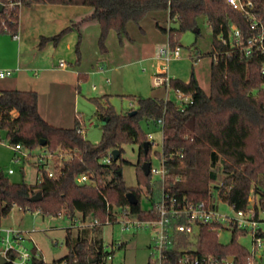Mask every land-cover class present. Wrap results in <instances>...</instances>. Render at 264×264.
<instances>
[{
  "label": "trees",
  "instance_id": "obj_1",
  "mask_svg": "<svg viewBox=\"0 0 264 264\" xmlns=\"http://www.w3.org/2000/svg\"><path fill=\"white\" fill-rule=\"evenodd\" d=\"M228 0H0L5 5L0 13V36L16 35L20 28V15L25 7L34 5H62L91 8V14L73 22L58 35L44 38L57 46L68 34L77 32L75 54L81 58V27L90 22L100 26L98 46L100 53H109L107 41L116 32L120 45L132 42L128 26L140 25L150 14L170 13V22L176 26L169 30L157 23V28L169 37L171 49L180 46L182 37L189 32L200 35V18L213 34V46L209 56L211 90L207 94L195 74L189 82L173 79L172 89H179L193 97L194 103L184 111L175 102L160 98H136L135 107L125 114L117 112L110 103V96L91 99L97 108V116L103 122L102 136L98 144L91 143L78 133L80 120L70 127H59L43 117L39 106V94L35 90L0 91V131H5L9 145H20L24 150L43 148L55 158L63 156V174L58 179L48 176L45 165L34 164L43 181L35 185L14 183L0 172V222L14 209L24 213L35 212L46 217L65 215L74 224L67 229L68 254L52 264H107L110 253L105 252L103 229L109 219L115 222L117 209H129L130 215L140 220L156 219L157 214L141 206L142 188L154 194L152 174L146 176L142 165L150 162L153 144L143 131L142 119L150 126L160 127L163 121L162 164L167 170L160 193L149 198L151 205L165 195L180 203L208 202L216 193L237 210L248 207L251 194L264 202V53L256 51L246 56L240 47L221 48L218 37L227 34L231 25L237 26L246 42L255 35L248 20L227 4ZM254 4L253 14L264 18V0H244ZM20 2L21 7L10 8ZM22 8V9H21ZM7 28V31L6 29ZM196 45V43L194 44ZM203 57L197 53L196 59ZM137 111L131 116L130 113ZM161 128V127H160ZM45 142V146L41 143ZM140 146L139 187L129 188L123 177L122 166L115 161L107 165L102 159L114 150L121 155L126 145ZM121 155L119 158H121ZM32 156V155H31ZM222 161L223 179L213 170L218 159ZM151 163V162H150ZM152 167V164H151ZM92 173L96 186L79 185L81 174ZM162 185V186H161ZM162 187V188H161ZM42 193V199L31 198ZM132 192L138 199L131 205L127 194ZM80 215V217H78ZM99 225L76 228L79 221ZM1 225V224H0ZM212 227H203L199 245L200 255H214L220 260L232 258L235 264H248L250 251L238 242L242 232L236 230L229 244L219 241ZM36 258L33 264H39Z\"/></svg>",
  "mask_w": 264,
  "mask_h": 264
},
{
  "label": "rangeland",
  "instance_id": "obj_2",
  "mask_svg": "<svg viewBox=\"0 0 264 264\" xmlns=\"http://www.w3.org/2000/svg\"><path fill=\"white\" fill-rule=\"evenodd\" d=\"M81 9L84 7L62 5L25 7L20 15L21 42L14 40L11 34L0 36V68L4 66L5 61L18 57V53H21L25 66L28 65L31 69H41L39 70L41 75L43 74L42 68L47 62L46 57L51 55H54L50 60L52 64L58 65L61 59L68 62L70 66L75 64V45L78 40L76 31L68 34L57 46L55 42H48L43 39L58 35L73 22L83 19L86 13ZM199 22L200 35L189 32L182 37L180 42L182 59L171 63L169 75L172 77L175 75V78L189 81L194 72L203 90L210 94L213 58L209 56V53L212 51L213 34L206 22V17H201ZM162 24L164 28H169L165 20L162 21ZM172 27L176 26L172 25ZM19 30L18 34H20ZM131 32L132 37L140 42L147 40V44L142 48H128L121 55L122 52L117 46L116 32L110 33L114 38L109 42L111 56L105 69L102 65H96L97 57L94 55L95 47L92 36L88 38L85 36L86 61L83 71L88 74V77L79 81L77 86L73 81H60L58 78L53 81V85H45L40 96L43 117L46 120H54L55 118L66 120L67 115L65 114L76 110L80 114V120L85 125L84 138L91 143L98 144L103 137V122L98 118L96 105L91 99L110 96V103L120 114L129 111L128 106L131 103L129 96L136 98L159 97L179 104L174 90L166 87H155L153 82L154 76L159 72L160 61L157 55H152L154 52L150 42L155 37H159L163 43L158 47V51L166 49L169 45L167 35L156 28L155 21L150 17L145 18L140 25L132 23ZM195 43L196 45H194ZM68 44L72 45L71 48H68ZM198 52L203 54L199 60L196 59ZM27 75L35 79L34 71H29ZM17 78L18 75L15 73L12 77L0 79V85H8ZM146 121L142 119L140 124L147 137L153 138L154 144L151 148L150 162L154 169H162L163 132L160 127L150 126ZM6 134L5 131H0V172H3L14 183L25 182L31 186L35 185L40 172L34 164L38 163V157L43 155L45 150L39 148L33 152L28 150L16 152L15 147L10 146L6 140ZM123 150L121 158L116 163L119 167L122 166L123 177L127 186L129 188L139 187L140 178L137 165L141 156L139 155L140 146L138 143L126 145ZM30 154L32 156H29ZM60 165L61 162L57 158L51 157L49 166H46L45 169H47L46 171L54 170ZM9 170H13L14 174L9 175ZM213 170L219 175L218 179L222 180L224 175L220 158ZM152 183L154 191L160 193L159 184L163 185L164 182L159 177L152 176ZM141 188L143 190L141 206L143 209L149 210L152 208L149 198H154L157 194L156 192L154 194L148 192L149 190L143 185ZM219 207L221 213L236 217L235 210L231 206L220 203ZM0 224L1 228L22 232L25 239L21 241L20 247L28 250L31 254L37 248L43 264H52L65 258L68 254L67 229L71 228L74 222L64 214L60 217L43 218L35 212L24 213L19 209H14L8 217L1 220ZM156 232L157 230L152 228H137L123 232L120 222L106 225L103 229L105 252L113 255V259L106 260L107 264H150L154 253L153 239ZM232 240L233 234L230 231L220 232L219 241L222 244H229ZM238 242L249 250L253 248L251 236L239 238ZM117 244H123L122 248L117 249Z\"/></svg>",
  "mask_w": 264,
  "mask_h": 264
},
{
  "label": "built area",
  "instance_id": "obj_3",
  "mask_svg": "<svg viewBox=\"0 0 264 264\" xmlns=\"http://www.w3.org/2000/svg\"><path fill=\"white\" fill-rule=\"evenodd\" d=\"M1 4V3H0ZM227 4L233 11L238 12L243 18L249 21L250 29L255 32V35L249 38L246 42L243 40L240 29L231 25L227 34L222 33L218 37V43L221 48L231 49L240 47L246 56L253 55L256 51L264 53V18L257 17L253 14L254 4L251 1L244 0H228ZM15 6L21 7V3L10 4V8ZM5 8V5H4ZM7 31V28H5ZM14 40L20 41L21 37L17 33L12 35ZM157 56L160 61V68L157 75L154 76L153 82L155 87H166L172 89V80L169 75V63L172 60L181 57V48H168L159 50ZM59 68L65 69V61L59 64ZM20 69L0 70V79L12 77ZM264 74V68H263ZM37 76V74H35ZM95 88V87H94ZM174 90V89H172ZM178 103L176 105L179 109L184 111L189 105L194 103L193 97L184 93L183 91L174 90ZM169 101V100H166ZM80 120V119H79ZM80 127L78 133L85 134V125L80 120ZM163 121H159L161 129L163 128ZM85 136V135H84ZM149 142L153 143V138L148 137ZM20 145L15 147L16 152H23ZM30 154L29 156H31ZM113 152L102 159L103 164L110 165L114 161ZM54 157L49 151H45L43 155L38 157L40 165L49 166V159ZM61 162L59 168L46 171L48 176L52 179H58L63 174V156L58 159ZM47 170V169H46ZM14 174L13 170H9V175ZM152 176H157L164 182L167 170L163 166L162 169H154L151 167ZM43 181L42 174L38 177V182ZM77 183L79 185L96 186L95 177L92 173H84L78 176ZM161 200L155 205H151L149 210L156 212V219L140 220L130 215L129 209L119 208L115 215L117 217L115 222L106 220L105 226L114 223H121L122 231H131L137 228H152L157 230L153 239L154 253L150 264H235L234 259L220 260L214 255H200L199 243L201 239V231L203 227H212L211 229L217 232L218 238L221 231H230L233 235L236 230L242 232L239 238L247 236L252 237L253 248L250 251L248 264H264V202L261 203L259 197L251 194L249 205L244 210H237L233 205L223 201L218 193L215 194L214 199L205 202H189L180 203L176 198H171L170 195H165L164 189ZM224 203L231 206L236 213V217L225 215L220 212L219 204ZM62 216V215H61ZM121 220V221H119ZM100 222L95 220L93 223H84L79 221L76 228H85L99 225ZM75 225V226H76ZM74 226V227H75ZM22 232H17L13 229H4L0 226V264L1 258H4L7 264H33L36 258H40V252L37 248L34 253H29L28 250L20 247L21 241L24 240ZM19 246V248H18ZM123 244H117L116 248H122ZM108 259H113L110 254Z\"/></svg>",
  "mask_w": 264,
  "mask_h": 264
},
{
  "label": "crops",
  "instance_id": "obj_4",
  "mask_svg": "<svg viewBox=\"0 0 264 264\" xmlns=\"http://www.w3.org/2000/svg\"><path fill=\"white\" fill-rule=\"evenodd\" d=\"M75 10H79V9H75ZM81 10L83 12L85 11V13H86V14H84L83 18L85 16L87 17L88 15L91 14V8H89V7H84V9H81ZM148 17L152 18L155 21L156 28H157V23L158 22L163 27L162 21H164V20H165V23L168 24V26H169V28H167V29L169 30L170 28H172L173 24L170 22V17L171 16H170V13H168V12H156V13L150 14ZM76 20H77V18H76ZM81 20H82V18L79 21H81ZM131 24H129V26H128V32H129V35H130V37H131V39L133 41L130 42V41L126 40L124 42V44L120 45L119 40L117 39V42H118L117 46H118L120 52H122L121 55H123L128 48H134V47L142 48L148 42L147 40H144V41L140 42V41H138V39L132 37ZM20 29H21V27H20ZM142 29H143V27H142ZM143 30H145V29H143ZM80 31H81V35H82V43H81V48L82 49H81V58H80L79 63H77V61L79 60L77 58V56L75 58V64H71V66L64 59H61L59 64L62 61H65L66 65H68L65 69H62V68H59V66H60L59 64H58L59 66L55 65V64H52V62L50 60H51V58L54 57V55H51L49 57H46L47 58L46 59L47 62L45 64L44 68H42L41 72L43 74L41 75V74H39V70H41V69H39V70L38 69H31V68H29L28 65L25 66V64H23V60H22L21 55H20L21 53H18V57L16 56L14 59H11L10 61H5V63H3L4 66H2V68H0V70H6V69L17 70V69H20V71L17 72L18 78L15 79L14 82L9 83L8 85H5V84L0 85V91H3V90H16V89H20V90H29V89L30 90H35V91L38 92L39 99H40L41 90L42 91L44 90V88H45L44 86L45 85H53V81H56L55 80L56 78L60 79V81L61 80L62 81H69V82L73 81L74 83H76V86H77L79 84V81H83V80H85L88 77V74L85 71H83V69L85 67L84 66V62L86 61L85 60V50H84L85 49L84 48V46H85L84 45L85 36L87 38L92 36V38H93L92 42L94 43V47H95L94 55L97 57L96 65H102V66H104V69L107 68V61L110 59V56H111V49L109 47V42H110V40L111 41L113 40V38H114L113 35L110 34V36L108 38V41H107L109 53L106 54V55H102L100 53V49H98L99 48L98 42H99V38H100V33L102 32L100 30V26L96 22H90V23L84 24L81 27ZM144 32L146 33V31H144ZM19 33H20L19 35L21 37V30H19ZM116 38H118V37H116ZM167 39H168V42H169V37L168 36H167ZM21 40H22V37H21ZM21 40L19 41V43L21 42ZM162 43H163V40L159 39V37H155L154 40H152V42H150V44L153 46V52H154L152 55L156 56L158 54V52H160V51H158V47H160V44H162ZM71 46H72L71 44H68V48H71ZM19 50H20V48H19ZM196 55H197V53H196ZM181 59H182V54H181V57L179 59L172 60L169 63V69L168 70H170L171 63L180 61ZM211 67H212V64H211ZM159 70H161L160 67H159ZM29 71H34L35 79H32L31 77H28L27 73ZM35 74H37V76ZM191 77H192V75H191ZM191 77H190V79H191ZM173 78H174V80L175 79H179V78H175V75L173 76ZM196 78L198 79L197 76H196ZM37 80H39V81H37ZM179 80H181V79H179ZM182 81H184V80H182ZM189 81H184V82H189ZM198 81H199V79H198ZM199 83H200V81H199ZM106 95H108V94H106ZM154 98H156V97H154ZM157 98H159V97H157ZM160 99H162V98H160ZM130 102L131 103L128 106L129 110L134 108L135 107V103H136V102H134L132 100ZM40 103L41 102L39 101L40 111L42 113V110H41L42 108H41ZM65 115H67L66 120L65 119H63V120L61 119L60 120L59 118H55L54 120H52L50 118L51 120L47 119V121L50 122L51 124L55 125V126L70 127V126L73 125V123L75 122L76 119H80L79 118L80 114L76 110H74L73 112L70 111L69 114H65Z\"/></svg>",
  "mask_w": 264,
  "mask_h": 264
},
{
  "label": "water",
  "instance_id": "obj_5",
  "mask_svg": "<svg viewBox=\"0 0 264 264\" xmlns=\"http://www.w3.org/2000/svg\"><path fill=\"white\" fill-rule=\"evenodd\" d=\"M3 10H4V5L0 4V13L3 12ZM198 31H199L198 29L195 30V32H198ZM136 114H137V111L136 110L133 111L132 113H130L131 116H134ZM149 144H151V142H147L145 144L146 148L149 146ZM45 145H46L45 142H42L41 143V146H45ZM113 154H114L113 155L114 161L117 162L118 159H119V156L121 155L120 150H118V149L117 150H114L113 151ZM142 168H143V171H144L145 175L146 176H149L150 173H151V163L148 162V161L147 162H144L143 165H142ZM41 199H42V193L39 192L35 196H33L31 198V201L32 202H38ZM127 199H128V201H129V203L131 205H137L139 203L137 197L132 192H130V193L127 194ZM230 260H232V258H230ZM90 263L93 264L94 261H90ZM1 264H7V262H6V260L4 258H1ZM39 264H43V261H41Z\"/></svg>",
  "mask_w": 264,
  "mask_h": 264
}]
</instances>
